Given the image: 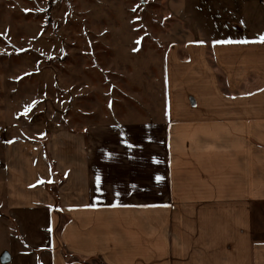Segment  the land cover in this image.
Instances as JSON below:
<instances>
[{
    "label": "crops",
    "instance_id": "obj_1",
    "mask_svg": "<svg viewBox=\"0 0 264 264\" xmlns=\"http://www.w3.org/2000/svg\"><path fill=\"white\" fill-rule=\"evenodd\" d=\"M259 37L185 44L182 61L170 55L166 97L151 121L60 136L76 149L60 143L53 171L26 144L22 164L10 168L20 185L12 181L8 191V214L27 246L19 257L28 264H264ZM224 40L247 42H217ZM208 47L233 95L215 83Z\"/></svg>",
    "mask_w": 264,
    "mask_h": 264
},
{
    "label": "rangeland",
    "instance_id": "obj_2",
    "mask_svg": "<svg viewBox=\"0 0 264 264\" xmlns=\"http://www.w3.org/2000/svg\"><path fill=\"white\" fill-rule=\"evenodd\" d=\"M233 35H264V0H0V264H28L8 214L11 182L20 185L10 168L22 164L26 144L53 171L60 143L76 149L60 136L151 121L166 97L170 55L182 61L185 44ZM209 49L215 83L233 95Z\"/></svg>",
    "mask_w": 264,
    "mask_h": 264
},
{
    "label": "snow or ice",
    "instance_id": "obj_3",
    "mask_svg": "<svg viewBox=\"0 0 264 264\" xmlns=\"http://www.w3.org/2000/svg\"><path fill=\"white\" fill-rule=\"evenodd\" d=\"M259 41L264 43V35H261L259 37ZM218 43H246L247 41H232V40H224V41H217ZM36 102L34 101L33 104H35ZM31 107V105L29 106V108ZM27 112H28V108L25 109V115H27ZM167 115V112L165 113ZM157 180L160 179L159 176L156 177ZM97 184L99 185L100 184V178L97 177V180H96Z\"/></svg>",
    "mask_w": 264,
    "mask_h": 264
}]
</instances>
